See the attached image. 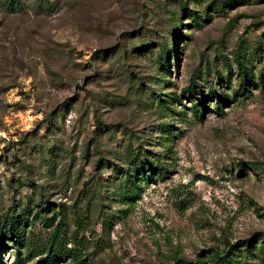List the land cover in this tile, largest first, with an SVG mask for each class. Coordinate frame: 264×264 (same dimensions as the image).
<instances>
[{
  "label": "rangeland",
  "instance_id": "obj_1",
  "mask_svg": "<svg viewBox=\"0 0 264 264\" xmlns=\"http://www.w3.org/2000/svg\"><path fill=\"white\" fill-rule=\"evenodd\" d=\"M20 1L0 17V230L22 236L0 264H264V0ZM133 153L158 171L119 191Z\"/></svg>",
  "mask_w": 264,
  "mask_h": 264
},
{
  "label": "trees",
  "instance_id": "obj_2",
  "mask_svg": "<svg viewBox=\"0 0 264 264\" xmlns=\"http://www.w3.org/2000/svg\"><path fill=\"white\" fill-rule=\"evenodd\" d=\"M23 3L20 0H5L3 3L0 2V17L1 16H11L15 14L16 12H20L22 10ZM136 153L132 154V158L130 160V163H128L129 168L126 172L121 173V178H124L123 181L120 184L119 191H121V188L123 191H137L141 190V183L144 182H150L155 174V172L158 171V168H156V165H145L138 163L140 157L135 156ZM155 161L157 163H160L161 161L158 160L156 157ZM130 185V187L128 186ZM132 186V187H131ZM58 229H56V232H58ZM20 230L16 227V225L12 224L9 228V230H0V247L4 248V240L7 238L13 239L14 242H17L21 238ZM264 245V237L262 240ZM257 244V243H256ZM255 243L252 244L251 242L248 243V249L254 250L256 249ZM68 242L65 243L64 239L61 240L60 238L57 239L53 238L51 242V247L54 249V258L57 260L60 259H70L74 260V262H79V254L73 253L72 250L67 249ZM77 254V255H76ZM226 255L224 257H221L219 254H212V258L216 260L218 264H243V255L241 251L238 248L231 247V249L225 253ZM247 259V257H245ZM179 264H204V263H191L187 261H180Z\"/></svg>",
  "mask_w": 264,
  "mask_h": 264
}]
</instances>
